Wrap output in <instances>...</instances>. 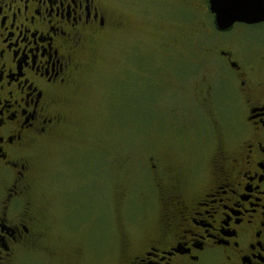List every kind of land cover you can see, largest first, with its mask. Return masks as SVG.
I'll list each match as a JSON object with an SVG mask.
<instances>
[{"label": "flooded vegetation", "instance_id": "af4514ba", "mask_svg": "<svg viewBox=\"0 0 264 264\" xmlns=\"http://www.w3.org/2000/svg\"><path fill=\"white\" fill-rule=\"evenodd\" d=\"M142 1L172 10L169 0ZM182 4L187 17L161 20L215 31L203 46L217 67L199 105L215 123L223 117L225 137L210 146L209 171L192 165V184L176 153L141 158L142 201L125 203L128 189L121 205L137 204L152 229L129 244L126 264H264V19L221 30L210 0ZM118 22L109 0H0V264L43 248L35 155L65 122L85 46Z\"/></svg>", "mask_w": 264, "mask_h": 264}, {"label": "rangeland", "instance_id": "374dc122", "mask_svg": "<svg viewBox=\"0 0 264 264\" xmlns=\"http://www.w3.org/2000/svg\"><path fill=\"white\" fill-rule=\"evenodd\" d=\"M132 1L109 0L119 22L85 46L65 122L35 155L43 248L25 253L20 264H126L129 244L152 229L134 205L142 201L138 180L149 171L141 158L176 153L189 184L196 180L192 165L212 168L207 153L225 137L226 123H215L199 99L208 68L217 67L203 45L216 33L161 20L187 17L191 8L182 0L168 1V16L158 5ZM126 193L135 209H123Z\"/></svg>", "mask_w": 264, "mask_h": 264}, {"label": "water", "instance_id": "95a60500", "mask_svg": "<svg viewBox=\"0 0 264 264\" xmlns=\"http://www.w3.org/2000/svg\"><path fill=\"white\" fill-rule=\"evenodd\" d=\"M218 29L225 30L235 21L254 22L264 19V0H210Z\"/></svg>", "mask_w": 264, "mask_h": 264}]
</instances>
